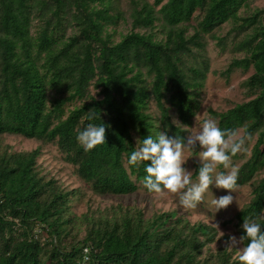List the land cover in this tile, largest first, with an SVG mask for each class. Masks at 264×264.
Segmentation results:
<instances>
[{
    "label": "trees",
    "instance_id": "16d2710c",
    "mask_svg": "<svg viewBox=\"0 0 264 264\" xmlns=\"http://www.w3.org/2000/svg\"><path fill=\"white\" fill-rule=\"evenodd\" d=\"M253 1L0 0V264H240L234 249L208 248L214 225L184 214L72 206L88 191L154 194L143 184L147 162L129 156L147 136L190 132L210 71L206 47L226 45L218 33L228 24L241 57L222 73L252 68L248 99L208 112L222 129H246L252 145L232 157L244 159L238 187L250 197L223 224L238 238L245 218L264 230V7L250 11ZM89 123L106 125V144L85 151L77 133ZM6 136L40 145L14 150ZM42 146L55 147L79 186L44 173Z\"/></svg>",
    "mask_w": 264,
    "mask_h": 264
},
{
    "label": "clouds",
    "instance_id": "9594fccd",
    "mask_svg": "<svg viewBox=\"0 0 264 264\" xmlns=\"http://www.w3.org/2000/svg\"><path fill=\"white\" fill-rule=\"evenodd\" d=\"M95 116L92 113L88 119H95ZM248 139L246 129H222L216 119L207 117L197 131L189 132L186 136H169L167 131H160L155 139L145 137L131 152L128 163L135 166L147 162L144 187L156 194L170 192L178 195L180 205L185 209L196 208L204 202L210 186L227 190L228 194L211 201L217 211L227 208L234 200L232 193L238 187L239 170L232 165V157L246 151ZM77 141L85 151L106 144V125L89 123L83 130H78ZM197 146L202 151L197 180L194 182L192 171L184 165L189 158L186 153L195 151ZM219 166L228 171H217ZM241 227L243 235L239 238L230 235L226 247H236L247 239L248 243L240 250L238 257L240 264H264V230L261 223L249 217L243 219Z\"/></svg>",
    "mask_w": 264,
    "mask_h": 264
},
{
    "label": "rangeland",
    "instance_id": "374dc122",
    "mask_svg": "<svg viewBox=\"0 0 264 264\" xmlns=\"http://www.w3.org/2000/svg\"><path fill=\"white\" fill-rule=\"evenodd\" d=\"M255 7H264V0H254L251 3L250 11L254 10ZM229 28L230 25L226 24L218 33L220 36L225 37L226 45L224 47L217 44L216 40H210L206 47L204 54L209 59L210 71L207 75L201 95L202 107L193 119L190 132L197 131L203 119L211 117L208 108L223 110L248 99V94L246 89L242 86V81L251 74L253 69L249 68L247 71H242L240 68H235L228 76L222 73L234 57H241V54L231 51V42L235 32L227 34ZM122 30L126 31V28H122ZM92 91L95 92L94 89ZM5 141L11 144L14 150L33 149L40 145L36 140L24 139L19 136H6ZM251 145L252 143H249L245 146L246 155L249 154ZM42 150L43 154L39 161L43 164L44 173H47L48 176L57 178L68 188L77 187L81 184L80 180L74 174L72 167L59 159L55 147L42 146ZM195 150L196 151L186 153L189 158L184 165V167L192 171V174L196 170L195 163H200L199 157L202 151L199 146ZM243 160V158H237L234 160V165H232L237 167ZM217 171H220V169L218 168ZM224 171L226 172L228 169H224ZM192 179L195 182L197 177ZM226 194H228L227 190L210 186V190L205 193L204 202L199 204L196 208L185 209L180 205L178 195L170 192H164L162 194L154 193L151 195L138 193L130 196L116 197L97 196L88 191L82 199L73 204L72 211L76 214H80L89 207L103 208L104 206L117 202L141 207L147 215L162 211H174L177 214H184L191 221L200 220L216 227L217 240L208 245L210 250L215 251L220 247H224L228 250L234 249L236 255H240V250L243 248L241 244L233 248L226 247L229 236L232 235L238 238V235L234 233L231 226L225 225L223 222L229 219L243 203L248 201L250 197V187L247 185L237 187L236 191L232 193L234 197L232 204L227 208L215 211V208L211 205L212 199ZM35 232L39 233L40 228L36 227Z\"/></svg>",
    "mask_w": 264,
    "mask_h": 264
},
{
    "label": "built area",
    "instance_id": "2783aa9c",
    "mask_svg": "<svg viewBox=\"0 0 264 264\" xmlns=\"http://www.w3.org/2000/svg\"><path fill=\"white\" fill-rule=\"evenodd\" d=\"M84 252H85V253L87 252V248H84ZM85 258H87V256H85Z\"/></svg>",
    "mask_w": 264,
    "mask_h": 264
}]
</instances>
